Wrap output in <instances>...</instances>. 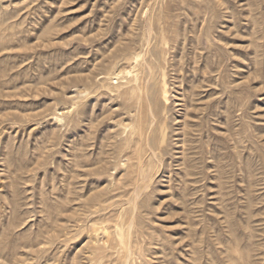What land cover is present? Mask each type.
<instances>
[{
  "label": "rangeland",
  "instance_id": "1",
  "mask_svg": "<svg viewBox=\"0 0 264 264\" xmlns=\"http://www.w3.org/2000/svg\"><path fill=\"white\" fill-rule=\"evenodd\" d=\"M0 264H264V0H0Z\"/></svg>",
  "mask_w": 264,
  "mask_h": 264
},
{
  "label": "bare ground",
  "instance_id": "2",
  "mask_svg": "<svg viewBox=\"0 0 264 264\" xmlns=\"http://www.w3.org/2000/svg\"><path fill=\"white\" fill-rule=\"evenodd\" d=\"M126 94V93H125ZM153 118V117H152ZM138 160V159H137ZM141 163V162H140ZM129 245V244H128Z\"/></svg>",
  "mask_w": 264,
  "mask_h": 264
}]
</instances>
